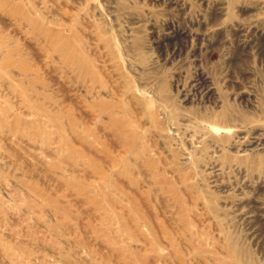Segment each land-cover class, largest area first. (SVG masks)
I'll list each match as a JSON object with an SVG mask.
<instances>
[{
    "label": "rangeland",
    "instance_id": "1",
    "mask_svg": "<svg viewBox=\"0 0 264 264\" xmlns=\"http://www.w3.org/2000/svg\"><path fill=\"white\" fill-rule=\"evenodd\" d=\"M0 264H264V0H0Z\"/></svg>",
    "mask_w": 264,
    "mask_h": 264
}]
</instances>
